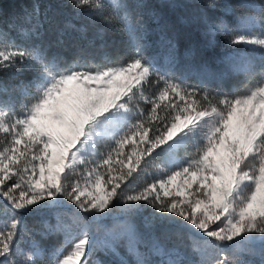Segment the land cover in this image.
<instances>
[{
  "label": "snow or ice",
  "instance_id": "obj_1",
  "mask_svg": "<svg viewBox=\"0 0 264 264\" xmlns=\"http://www.w3.org/2000/svg\"><path fill=\"white\" fill-rule=\"evenodd\" d=\"M72 4L78 15L105 21L111 16L104 9L110 8L125 26L131 25L128 12L121 15L126 5L118 0ZM246 6L264 15V7L254 2ZM38 13L34 9L35 32L22 29V34L39 33ZM65 30L85 29L69 21ZM138 30L133 27V34ZM208 31L223 32L231 44L253 47V55L241 57L237 65L249 77L243 91L211 94L186 87L146 58L136 39L130 59L105 58L99 65L83 49L68 63L47 55L43 46L0 45V69L15 70L13 76L31 73L19 85V114L11 103H0V264H42L45 255L47 264H90L98 247L116 255L117 235L90 236L97 214L114 201L129 211L143 207L139 202L150 204L161 215L152 217L149 226L158 222L185 230L200 254L199 264H232L226 246L236 251L237 245L241 250L256 241L264 245V51L260 70L255 66V49L264 50V22L247 15L235 28L221 20L208 24ZM64 34L62 30L59 43ZM149 158L161 160L155 165L158 176L145 179L137 190L133 181L146 172ZM125 188L131 190L125 193ZM65 200L90 214L71 216L79 239L72 243L76 234L58 224L70 250L49 254L33 241L23 254L25 217L64 207ZM125 234L137 252L141 238L132 229ZM152 251L176 258L150 261L138 255L136 264H186L178 250L167 249L158 239L152 241Z\"/></svg>",
  "mask_w": 264,
  "mask_h": 264
},
{
  "label": "rangeland",
  "instance_id": "obj_2",
  "mask_svg": "<svg viewBox=\"0 0 264 264\" xmlns=\"http://www.w3.org/2000/svg\"><path fill=\"white\" fill-rule=\"evenodd\" d=\"M62 0H57L61 2ZM209 5V15L199 20L197 29L187 30L178 28L177 31L182 36H189L192 32L200 31V43L201 52L195 53L192 56V52L189 49L187 40H183L185 48L181 51L175 52L169 43L170 36L165 31H168L172 27V24L167 25L161 20L160 14L155 12H149L148 18L155 25H152V31H155L154 40H146L136 37L143 44V55L146 58L153 60L156 65L163 71L174 73V78L179 82H182L186 87L191 85L181 80V74H194L200 79H217L223 72H240L237 70L239 59L244 56L253 55V47L245 44H231L229 43V37L226 35L221 48L213 50L212 46L207 43L208 39L212 35L208 31V24L219 23L221 20L228 25L229 28H235L237 21L247 15H255L261 22H264V15L256 12L253 9L248 8V3L254 2L257 5L264 7V0H207ZM227 6V7H226ZM74 9V8H73ZM74 15H78L77 11ZM207 22V23H206ZM259 28L253 29V32H258ZM220 33V32H218ZM155 41V42H154ZM10 42L13 46H17V43L10 38L0 36V45ZM208 50L206 52V50ZM264 51L259 48L255 49L257 59L255 61L256 70L259 71V54ZM205 56L208 59V63H202V57ZM190 87H193L192 85ZM21 104L14 108V111L19 114L21 112ZM147 107V106H145ZM101 151L106 149L102 146ZM191 150V149H189ZM181 155H184V151H181ZM159 158L152 160L149 158L147 162L146 172L137 180L133 181V185L137 190L144 186L145 179L151 182L158 176V170L155 165L160 164ZM123 187V186H122ZM131 189L125 188V193ZM4 203L0 198V205ZM43 203V202H42ZM143 205L138 211H129L127 206L120 205L118 202H113V205L109 206V209L105 210V213L97 214L98 219L91 223L90 236L104 238L109 235H117L116 251L117 254L113 255L110 251L103 247H98L92 251L90 256V264H119L121 260L128 261V264H136L138 255H142L150 261H160L161 259H175V254L169 256H161L152 251V241L158 239L167 249H176L180 252V258L183 259L186 264H199L201 259L198 252L193 251L191 241L188 239V234L185 230L179 229L176 225H169L167 223L160 224L154 223L150 225V219L154 216H160L161 214L146 202H139ZM64 207L57 208H45L38 211H34L27 215L24 219V232L20 239L21 251L23 254H28L31 243L33 241L38 242L47 252L53 249L63 248L64 252H67L71 248V243L65 244V232L57 231L58 224L61 226L66 225L67 229L75 235V239L72 243L79 239V229L76 224L73 223L71 216L73 212L80 215H90L80 213V210L69 201H64ZM180 219V218H176ZM36 224L40 226V230L33 227ZM127 229H132L138 237L141 238V242L136 245L137 252L131 250L129 239L125 234ZM60 233L62 235V243L59 246L48 245L43 243L41 239L35 235L45 234L46 232ZM198 232V230H197ZM258 235V234H257ZM210 239V238H205ZM239 240V238H237ZM233 242H228L231 245ZM91 246V240H90ZM236 251H230L225 247V252L232 260V264H264V245H261L259 241L255 243H249L241 250L240 246H236ZM105 258V262L101 259ZM23 259V255L19 257ZM211 259H215L212 257ZM48 255L42 256V264H47Z\"/></svg>",
  "mask_w": 264,
  "mask_h": 264
},
{
  "label": "trees",
  "instance_id": "obj_3",
  "mask_svg": "<svg viewBox=\"0 0 264 264\" xmlns=\"http://www.w3.org/2000/svg\"><path fill=\"white\" fill-rule=\"evenodd\" d=\"M124 3L126 9L121 10V15L126 10L131 21L130 26L125 24L115 15L110 8L104 9V15L111 16L110 21H105L100 16L94 15L86 18L83 15H74L72 0H0V36L13 39L19 48L30 49L33 45L43 46L49 56H58L62 61L71 63L80 50L89 53L93 64L99 65L105 58L111 61L131 58L134 50L133 40L138 37L146 40H154L155 25L148 18L149 12L161 15V20L172 27L168 31L171 39V47L175 52L185 48L183 40H187L192 56L201 52L199 39L200 31L192 32L189 36H182L178 28L194 30L198 28L199 20L209 15L207 0H118ZM88 7V6H85ZM34 9L39 10V19L42 27L39 33L22 34L21 30L35 32L34 25L37 22ZM71 22L77 28L84 27V31L65 30V24ZM139 26L135 34L132 28ZM64 31L63 43H59L61 31ZM226 34L215 33L210 36L207 43L213 50L221 48ZM155 42V41H154ZM206 50V49H205ZM210 51V49H208ZM206 50V52L208 51ZM202 63H208L207 57H202ZM91 67V66H87ZM15 70L0 69V103L8 102L18 107L22 103L19 85L21 81L27 82L31 73L23 71L18 76H13ZM181 80H185L193 87L211 94L220 93L231 95L233 90H244L249 77L243 72H223L217 79H200L194 74H181ZM189 85V87L191 86ZM7 89V91H3ZM34 228L40 230V226L34 224ZM43 243L59 246L62 243L60 233L46 232L35 235ZM105 262V258H101Z\"/></svg>",
  "mask_w": 264,
  "mask_h": 264
}]
</instances>
